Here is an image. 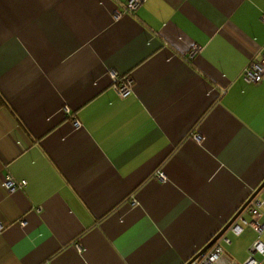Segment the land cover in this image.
Here are the masks:
<instances>
[{
	"label": "crops",
	"instance_id": "obj_1",
	"mask_svg": "<svg viewBox=\"0 0 264 264\" xmlns=\"http://www.w3.org/2000/svg\"><path fill=\"white\" fill-rule=\"evenodd\" d=\"M130 1L0 0V264H187L264 182V0Z\"/></svg>",
	"mask_w": 264,
	"mask_h": 264
},
{
	"label": "built area",
	"instance_id": "obj_2",
	"mask_svg": "<svg viewBox=\"0 0 264 264\" xmlns=\"http://www.w3.org/2000/svg\"><path fill=\"white\" fill-rule=\"evenodd\" d=\"M141 4V0H131L127 9L129 12H135ZM264 23V18H263ZM198 47H194L191 51V56L194 57L198 53ZM113 80V89L115 92L123 98L129 97L133 92L134 81L130 77H120L117 74H111ZM247 83H260L264 80V63L253 62L249 69H247L244 75ZM160 179H164L162 174L159 175ZM26 181L15 183L11 178H8L3 186L10 192L15 193L17 190L25 188ZM249 212L251 217L254 218L253 222L246 220L243 216H240L238 220L230 227L229 231L235 236H240L244 232L246 226H252L260 235H264V222H256L259 218H264V200L258 198L254 199L249 206ZM3 231V227L0 226V232ZM222 239L230 243V240L224 236ZM223 248L220 242L216 243L206 254L192 264H217L223 255ZM264 258V243L259 239L253 243L249 251V257L244 264H261V260L257 256Z\"/></svg>",
	"mask_w": 264,
	"mask_h": 264
},
{
	"label": "water",
	"instance_id": "obj_3",
	"mask_svg": "<svg viewBox=\"0 0 264 264\" xmlns=\"http://www.w3.org/2000/svg\"><path fill=\"white\" fill-rule=\"evenodd\" d=\"M264 190V182L262 185L253 193L251 198L240 208L238 213L235 215V217L228 223L208 244L207 246L199 252L195 257H193L187 264H192L198 259H200L204 254H206L218 241L222 239L226 235V233L229 231L230 227L238 220L240 216L244 213V211L251 205L252 201L257 198V196L260 194L261 191Z\"/></svg>",
	"mask_w": 264,
	"mask_h": 264
},
{
	"label": "trees",
	"instance_id": "obj_4",
	"mask_svg": "<svg viewBox=\"0 0 264 264\" xmlns=\"http://www.w3.org/2000/svg\"><path fill=\"white\" fill-rule=\"evenodd\" d=\"M2 106V103H1V101H0V107Z\"/></svg>",
	"mask_w": 264,
	"mask_h": 264
}]
</instances>
